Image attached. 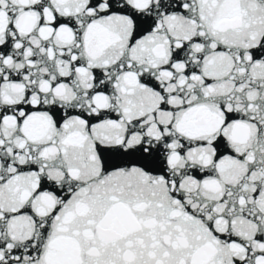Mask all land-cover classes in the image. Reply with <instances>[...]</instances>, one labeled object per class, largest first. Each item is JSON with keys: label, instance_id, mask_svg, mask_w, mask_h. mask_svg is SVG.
Listing matches in <instances>:
<instances>
[{"label": "snow or ice", "instance_id": "snow-or-ice-1", "mask_svg": "<svg viewBox=\"0 0 264 264\" xmlns=\"http://www.w3.org/2000/svg\"><path fill=\"white\" fill-rule=\"evenodd\" d=\"M0 264H264V0H0Z\"/></svg>", "mask_w": 264, "mask_h": 264}]
</instances>
